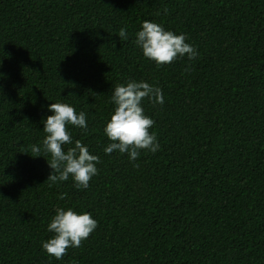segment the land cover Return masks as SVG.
<instances>
[{
	"label": "trees",
	"instance_id": "obj_1",
	"mask_svg": "<svg viewBox=\"0 0 264 264\" xmlns=\"http://www.w3.org/2000/svg\"><path fill=\"white\" fill-rule=\"evenodd\" d=\"M145 20L199 55L158 67ZM0 73V264H264V0H0ZM129 80L164 96L143 101L160 149L134 161L104 152ZM50 103L86 113L68 130L100 158L87 189L31 157ZM58 207L98 222L60 260L42 248Z\"/></svg>",
	"mask_w": 264,
	"mask_h": 264
},
{
	"label": "clouds",
	"instance_id": "obj_2",
	"mask_svg": "<svg viewBox=\"0 0 264 264\" xmlns=\"http://www.w3.org/2000/svg\"><path fill=\"white\" fill-rule=\"evenodd\" d=\"M165 13L167 9L164 10ZM127 26L119 30V37L128 39ZM187 36L165 30L160 24L145 20L141 30L135 34L134 43L142 50L143 56L153 61L158 67L171 64L187 56L195 59L199 53L196 48L186 43ZM186 67L185 71H190ZM0 75H3L0 73ZM147 99L153 105L164 103L162 89L144 81L129 80L126 84L115 86L111 103L113 113L106 122L104 133L110 143L104 148L105 154L127 153L129 160L138 159L141 151L155 153L160 149L155 133L150 132L154 120L144 112L143 101ZM48 111L53 113L43 121L46 133L41 145H31V157L50 155L47 164L51 169L47 177L49 187L72 178L77 189H87L93 176L98 175L97 164L100 158L89 152L80 140L73 142L68 126L87 129L86 113H77L66 103H50ZM65 145H71L65 150ZM138 166V165H135ZM61 193L59 199H65ZM98 227V222L91 213L78 214L73 208L58 207L47 225L52 237L42 242V248L57 260L67 255L69 248H79Z\"/></svg>",
	"mask_w": 264,
	"mask_h": 264
}]
</instances>
